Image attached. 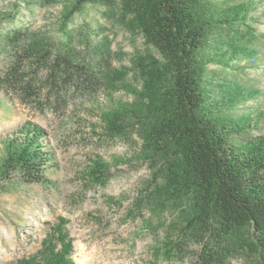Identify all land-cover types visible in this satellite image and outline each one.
I'll list each match as a JSON object with an SVG mask.
<instances>
[{"label": "trees", "instance_id": "obj_1", "mask_svg": "<svg viewBox=\"0 0 264 264\" xmlns=\"http://www.w3.org/2000/svg\"><path fill=\"white\" fill-rule=\"evenodd\" d=\"M89 4H119L125 25L143 36L147 49L135 55L131 66L121 72L112 68L103 47L96 63L83 64L66 49L35 42L0 77V88L24 82L22 88L33 96L32 81L41 68L56 89L79 79L93 88L114 74L132 73L139 82L127 86L133 99H110L101 118L109 137L139 138L131 157L151 169L128 215L142 217L151 207L179 213L154 256L167 262L189 259V264H231L237 258L264 264V133L250 129L264 112L228 113L248 94L240 86L218 83L210 67L233 69L241 57H255L247 44L257 36L251 23L260 21L259 0H71L63 12L66 38L73 16ZM16 34L20 37L14 43L23 32L17 29ZM214 86L223 87V94L215 97ZM46 134L40 125L25 122L4 137L0 186L14 180L54 183L47 169L55 155ZM116 162L96 155L86 166V177L105 185ZM68 222L60 216L38 251L18 264H78Z\"/></svg>", "mask_w": 264, "mask_h": 264}, {"label": "rangeland", "instance_id": "obj_2", "mask_svg": "<svg viewBox=\"0 0 264 264\" xmlns=\"http://www.w3.org/2000/svg\"><path fill=\"white\" fill-rule=\"evenodd\" d=\"M70 1L0 0V77H5L14 60L35 42L66 49L83 64L96 63L103 47L109 52L111 67L120 72L131 66L137 53L147 49L143 36L125 25L119 4L112 8L87 5L83 13L73 16L66 38L63 12ZM259 3L260 21L251 23L257 36L247 44L256 52L255 57H241L233 69L210 65L218 83L240 86L248 94L236 111L227 110L235 115L264 112V0ZM17 29L23 35L14 43L13 39L20 37L15 36ZM27 65L29 61L21 63L22 71ZM122 76L114 74L93 88L79 79L56 89L47 80V70L41 68L32 81L33 96L22 88L24 82L13 86L5 83L6 87L0 88V151L8 133L32 122L46 130V142L55 155V164L47 169L53 184L14 180L0 186V264H18L37 252L60 216L69 221L78 264L190 263L189 259L167 262L154 256L167 227L179 219L174 208L151 207L142 217L128 215L151 169L147 162L131 157L139 148L137 136L109 137L103 126L101 113L110 99L130 101L133 95L127 86L139 85L132 73ZM222 88L214 86L213 95L223 94ZM250 129L253 134L264 133V117ZM96 155L117 161L113 177L105 185L91 184L85 174ZM231 264L250 262L237 258Z\"/></svg>", "mask_w": 264, "mask_h": 264}]
</instances>
